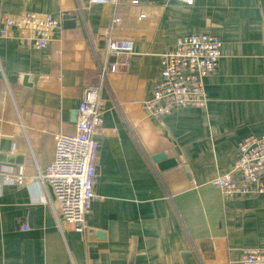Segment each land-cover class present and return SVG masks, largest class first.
Listing matches in <instances>:
<instances>
[{
	"label": "crops",
	"instance_id": "obj_1",
	"mask_svg": "<svg viewBox=\"0 0 264 264\" xmlns=\"http://www.w3.org/2000/svg\"><path fill=\"white\" fill-rule=\"evenodd\" d=\"M135 1L0 0V29L24 12L60 21L42 49L25 31L0 35V264H243L242 251L264 250V194L210 184L231 173L243 139L264 136V0ZM114 17L111 36L130 39L133 53L126 74L102 83L98 199L79 232L37 174L55 136L75 132L83 91L109 61L100 34ZM185 34L221 43L207 104L151 119L144 103L161 55ZM156 155L176 165L159 169Z\"/></svg>",
	"mask_w": 264,
	"mask_h": 264
},
{
	"label": "built area",
	"instance_id": "obj_2",
	"mask_svg": "<svg viewBox=\"0 0 264 264\" xmlns=\"http://www.w3.org/2000/svg\"><path fill=\"white\" fill-rule=\"evenodd\" d=\"M120 0H88L90 4L117 5ZM191 5L193 0H175ZM132 0V3H135ZM120 19L114 17L101 31L109 61L100 69L98 85L83 91L77 107V122L72 135L54 138V159L37 178L50 185L58 205L60 219L75 231L86 228L85 216L98 199L92 190L99 144L96 140L102 126L103 101L100 93L106 73L123 75L129 71L133 42L112 38L111 32ZM1 36L10 29L27 32L26 39L36 49L45 48L60 21L51 15L24 12L9 15L3 21ZM220 41L205 34H185L175 40L172 50L161 55L159 76L150 98L144 103L151 119H162L182 108L202 109L207 104L204 79L215 74L220 57ZM238 175V179L233 177ZM9 180L8 178H5ZM22 178H16L21 184ZM211 186L223 195L246 196L264 194V136H250L236 147V160L231 173L217 176ZM26 230L27 227L25 226ZM243 264H264V250L253 254L242 251Z\"/></svg>",
	"mask_w": 264,
	"mask_h": 264
},
{
	"label": "water",
	"instance_id": "obj_3",
	"mask_svg": "<svg viewBox=\"0 0 264 264\" xmlns=\"http://www.w3.org/2000/svg\"><path fill=\"white\" fill-rule=\"evenodd\" d=\"M68 18H69L68 16L64 17L65 20L68 19ZM162 158H163L162 155H156V157L152 158V161L155 162L156 164H158V168L159 169L163 170L165 168H171V167L176 165L175 161L169 160L167 162H163Z\"/></svg>",
	"mask_w": 264,
	"mask_h": 264
},
{
	"label": "rangeland",
	"instance_id": "obj_4",
	"mask_svg": "<svg viewBox=\"0 0 264 264\" xmlns=\"http://www.w3.org/2000/svg\"><path fill=\"white\" fill-rule=\"evenodd\" d=\"M120 2H121V0L119 1L118 6L121 5ZM118 6H117V7H118ZM115 26H116V25H115ZM114 28H115V27H114ZM112 38H115V37L112 35Z\"/></svg>",
	"mask_w": 264,
	"mask_h": 264
}]
</instances>
